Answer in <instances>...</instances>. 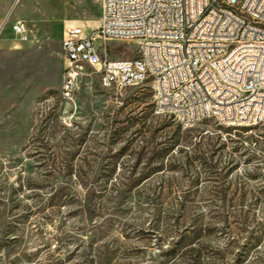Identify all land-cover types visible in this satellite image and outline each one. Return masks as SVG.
<instances>
[{"label":"rangeland","instance_id":"rangeland-1","mask_svg":"<svg viewBox=\"0 0 264 264\" xmlns=\"http://www.w3.org/2000/svg\"><path fill=\"white\" fill-rule=\"evenodd\" d=\"M100 13L101 0H0V264H264V123L184 127L150 79L105 85L89 65L65 99V32L92 33ZM105 45L140 55L135 40Z\"/></svg>","mask_w":264,"mask_h":264},{"label":"built area","instance_id":"built-area-1","mask_svg":"<svg viewBox=\"0 0 264 264\" xmlns=\"http://www.w3.org/2000/svg\"><path fill=\"white\" fill-rule=\"evenodd\" d=\"M99 25L65 32L62 94L73 100L81 69L98 67L105 85L150 79L157 111L184 126L264 123V0H101ZM13 32L27 40L22 21ZM135 40L140 55L107 56L105 42Z\"/></svg>","mask_w":264,"mask_h":264},{"label":"crops","instance_id":"crops-1","mask_svg":"<svg viewBox=\"0 0 264 264\" xmlns=\"http://www.w3.org/2000/svg\"><path fill=\"white\" fill-rule=\"evenodd\" d=\"M18 2V1H17Z\"/></svg>","mask_w":264,"mask_h":264}]
</instances>
